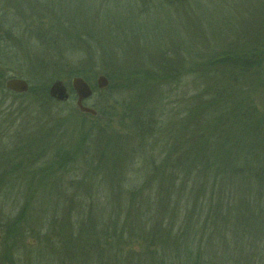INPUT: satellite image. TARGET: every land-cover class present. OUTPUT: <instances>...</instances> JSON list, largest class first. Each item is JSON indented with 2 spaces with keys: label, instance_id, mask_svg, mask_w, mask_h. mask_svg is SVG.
Instances as JSON below:
<instances>
[{
  "label": "rangeland",
  "instance_id": "374dc122",
  "mask_svg": "<svg viewBox=\"0 0 264 264\" xmlns=\"http://www.w3.org/2000/svg\"><path fill=\"white\" fill-rule=\"evenodd\" d=\"M47 3L53 8L47 10L45 6V13L13 20L21 32H6L0 23V177L4 178L0 184V264H185L187 241L169 234H174L175 223L170 221L166 230H159L162 242L155 240L152 246L151 237L144 238L148 223H141L128 193L121 198L111 186L114 181V186L121 183V175H127L133 184L134 175H152L144 156L157 158L168 151L162 136L153 141V132L151 136L144 133L150 139L152 153L149 145L142 149L135 126L136 116L146 114L157 100L163 101L162 115L159 112L157 118L165 123L168 134L186 136L188 109L199 104L204 95L200 92L195 98L198 83L206 80L205 69L214 73L211 80L215 78V83L224 69L207 62L236 40L232 36L235 31L241 30L238 34L252 36V40L264 36V0H208L212 6L201 12L206 15L204 20L200 17V31L209 39L218 38L216 44L209 41L212 46L190 43L189 32L180 20L170 23L163 18L167 13L163 6L137 9L125 0ZM76 4L83 14H98L100 18L93 20L94 16L86 14L70 24L66 17ZM41 23H52L50 28L56 30L52 39L59 41L55 46L58 49L34 34L33 27ZM66 44L78 47L63 48ZM261 45L256 46L264 51ZM162 53L168 58L165 69L179 71L173 80L178 84L173 87L169 81L163 79L160 85L156 77L152 81L143 74L153 73ZM257 73L259 80L255 81L260 87L255 90L253 84L255 92L250 95L264 113V66ZM99 76L107 80L103 89L96 85ZM76 77L92 90L84 105L97 113L95 117L80 113L75 106L70 81ZM12 78L24 80L27 92L6 90L4 84ZM57 80L67 88L66 102L48 96L49 102L41 91L46 87L48 94ZM57 152L68 155L66 163H58ZM121 160L128 165L127 171H121ZM12 164L18 167L14 173L9 167ZM56 180L63 183L58 186ZM186 191L182 197L180 192L173 193L174 201L181 200L178 207L191 205L195 199V187ZM121 228L134 230L135 241L121 244ZM168 249H176L174 260L161 257L162 252L169 253Z\"/></svg>",
  "mask_w": 264,
  "mask_h": 264
},
{
  "label": "trees",
  "instance_id": "16d2710c",
  "mask_svg": "<svg viewBox=\"0 0 264 264\" xmlns=\"http://www.w3.org/2000/svg\"><path fill=\"white\" fill-rule=\"evenodd\" d=\"M50 1L0 0L1 26L6 32L12 30L21 32L16 29L13 20L21 21L25 15L45 13V6L47 10L53 8L51 4L45 5ZM125 1L133 3L137 9L138 6H144V9L158 5L165 7L163 9L167 13L162 15L163 18H167L170 23H178L180 20L182 25L179 24L182 27L186 26L189 32L190 43L198 42L212 46L209 41L214 40V44L218 42V38L209 39V36L204 35L203 30L200 31L203 15H206L201 12L212 6L208 0H204L205 2L202 0ZM31 2L35 8L30 6ZM73 8L75 11L73 10L66 17L70 24L79 22L80 18L87 15L90 17V14L94 16L93 20L100 18L98 14H83L79 4L74 5ZM213 8L217 10L216 7ZM52 12L55 13V10L53 9ZM58 14L61 16V12ZM41 15L43 14L39 16ZM20 25L18 21V27ZM39 25L33 27L32 30H36L34 34L40 39L45 38L46 42L49 41L52 48H57L55 46L59 41L52 39V31L56 32L50 28L52 23L48 26L44 23ZM240 31L233 32L232 36L236 40L228 42L223 47V51L219 50L220 54L214 53L212 62H207L209 66L224 69L216 83L213 81L215 78L211 80L214 73L205 69L206 80L198 83V93L195 96L197 98L202 92L204 95L201 96L202 99L200 97L201 102L189 109L187 107V125L184 124L186 136L180 138L177 133L174 137L168 134L167 127L163 126L165 123L157 118L159 112L162 115L163 110L160 108L163 101L157 100L158 102L147 109L146 120H144L146 114L139 113L136 116L138 119L135 126L141 136L142 149L149 145L151 150L150 139L146 138L144 133L151 136L153 132L151 136L153 141L157 136L158 138L162 136L161 141L166 142L165 149L168 151L164 150L163 155L160 154L157 158L151 157V154L144 156L145 165L151 167L152 175H134V178L132 177L134 184L130 183L127 175H121V183L119 181L114 186V181V185L111 186L114 191L121 193V198L128 193L130 205H135L139 211V220L143 225L148 223L144 238L146 240L151 237L152 246L157 243L155 240L162 242L159 230H166L170 221L175 223L174 234L173 232L169 234L179 239L184 237V241H187L184 253L185 264H264V113L257 109L250 95V92H255L253 84L255 90L260 87L255 80H259L256 77L259 75L257 72L264 66V51L256 45L258 43L264 45V36L257 35L252 40V36L238 34ZM78 39L81 41L83 38ZM66 46L69 44L62 45L63 48ZM69 47L76 48L78 45ZM166 54L162 53L156 65H153L155 68L154 71L152 69L153 73L143 74H148L149 77L146 78L152 81L156 77L160 85L164 84L163 81H169V86L173 87L178 84L173 80L179 75V71L177 68H171L173 71L165 69L168 62ZM53 77L55 76L52 75ZM41 91L45 100L51 102L47 88L41 87ZM177 124L176 126L179 127L180 123ZM57 155L59 164L66 163L68 155L63 157L58 152ZM9 167L11 173L18 169L16 164ZM123 170L127 171L128 165L121 160V171ZM3 180L4 178L0 177V184ZM238 182L239 187L233 190ZM47 183L54 188V184L59 186L63 182L56 180L54 184L49 181ZM194 187L195 199L191 200V205L178 207L177 204L181 200L174 201L173 193L180 192L179 196H181L183 191L189 189L186 192H190ZM149 228H152L150 232ZM187 230H191L189 234H186ZM132 232L134 230L128 232L121 228V235L118 236L119 239L121 238V244L129 245L135 241ZM124 240L126 242H123ZM168 251L169 253L162 252L161 257L165 260H174L177 257L173 255L177 253L176 249H168Z\"/></svg>",
  "mask_w": 264,
  "mask_h": 264
},
{
  "label": "water",
  "instance_id": "95a60500",
  "mask_svg": "<svg viewBox=\"0 0 264 264\" xmlns=\"http://www.w3.org/2000/svg\"><path fill=\"white\" fill-rule=\"evenodd\" d=\"M96 85L98 89H103L107 85V80L103 76H99ZM4 87L6 90L12 93H26L28 90V84L22 79H9L5 82ZM71 91L76 97L75 106L80 113L87 114L95 117L97 113L84 105V102L87 99H90L92 96V90L90 86L79 77L73 78L70 81ZM48 96L57 101V102H66L69 98V93L67 88L62 81L57 80L53 82L48 89Z\"/></svg>",
  "mask_w": 264,
  "mask_h": 264
}]
</instances>
